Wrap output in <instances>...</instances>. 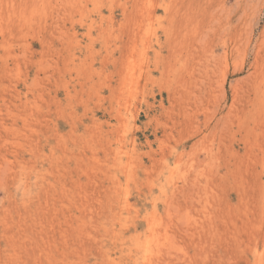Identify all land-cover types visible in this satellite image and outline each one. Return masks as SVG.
Returning <instances> with one entry per match:
<instances>
[{
    "label": "rangeland",
    "instance_id": "374dc122",
    "mask_svg": "<svg viewBox=\"0 0 264 264\" xmlns=\"http://www.w3.org/2000/svg\"><path fill=\"white\" fill-rule=\"evenodd\" d=\"M0 264H264V0H0Z\"/></svg>",
    "mask_w": 264,
    "mask_h": 264
}]
</instances>
